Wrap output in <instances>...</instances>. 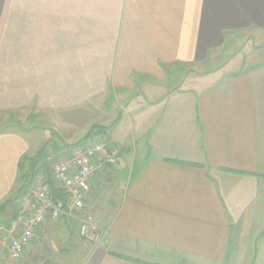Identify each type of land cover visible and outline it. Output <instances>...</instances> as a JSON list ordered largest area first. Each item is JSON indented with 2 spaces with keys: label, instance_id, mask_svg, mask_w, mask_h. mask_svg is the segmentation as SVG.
<instances>
[{
  "label": "crops",
  "instance_id": "1",
  "mask_svg": "<svg viewBox=\"0 0 264 264\" xmlns=\"http://www.w3.org/2000/svg\"><path fill=\"white\" fill-rule=\"evenodd\" d=\"M236 42L252 52L215 64ZM258 45L264 0H0V118L44 116L70 145L106 108L111 121L89 130L107 127L120 149L84 202L98 244L80 236L81 215L48 220L22 259L0 254V264H264ZM174 70L190 76L166 92ZM29 149L0 132L1 224L29 208L31 188L18 197Z\"/></svg>",
  "mask_w": 264,
  "mask_h": 264
},
{
  "label": "built area",
  "instance_id": "2",
  "mask_svg": "<svg viewBox=\"0 0 264 264\" xmlns=\"http://www.w3.org/2000/svg\"><path fill=\"white\" fill-rule=\"evenodd\" d=\"M120 149L107 139L73 147L64 157L46 158L51 170V182L66 197L55 199L51 185L42 177L26 197L27 211H21L7 224L0 223V254L11 260L22 259L25 248L35 230L46 221L81 215L79 234L85 240L98 244L102 240L99 221L92 211L83 213L89 183L99 171L118 165Z\"/></svg>",
  "mask_w": 264,
  "mask_h": 264
},
{
  "label": "rangeland",
  "instance_id": "3",
  "mask_svg": "<svg viewBox=\"0 0 264 264\" xmlns=\"http://www.w3.org/2000/svg\"><path fill=\"white\" fill-rule=\"evenodd\" d=\"M243 37L244 35L237 38L238 42L239 40L242 42ZM238 42L233 44L231 47H229L230 44L227 45L222 55L215 61V64L224 62L225 59L228 57V55L232 53H235L234 55L238 54L239 56L237 55V57L239 59L240 57H243L244 59L247 57L246 55H248L249 52H252V44L248 45L249 49L247 46L245 50L244 48L241 49L240 51H238V48L235 49V46L238 44ZM239 45L242 46L243 43H240ZM258 46H259L258 48L259 50H257L254 53L255 55L254 59L256 63L257 60L260 61L264 60V47H262L261 45ZM259 53H261L262 55H259ZM256 54H258V56H256ZM174 71L175 73L173 75H169L167 82L165 83V86H163L166 92L174 90V88L177 86V84H179V82H181L185 77L188 78L190 76L188 73H185L184 71H178V70H174ZM104 110L105 111L102 113V116H100L99 118L97 117L94 121H90V123H88V125H85V127H80L78 129L75 128L76 130H74L69 136H73L72 138H75L73 140L81 139L85 135V133L89 130L91 124L93 123L107 126V123L111 121L110 120L111 117L107 119V113H105L107 109L105 108ZM3 131H12L18 133L24 139V141L27 142L28 146L30 147L29 149L30 154H34L36 151L38 150L40 151V149H43L41 150V156L43 157L44 163L46 164L47 168H48V164H47L48 162H46V158L48 156H51L55 160L60 159L64 157L71 150L68 144H63L68 142V140L62 135V133H60V131L58 130V125H54L53 123H51L49 118H46L44 116L31 115L23 121H18L15 116H12L9 119H7V117L3 115V117L0 118V132ZM92 135L93 136L85 139L84 144L85 143L90 144L100 139H107V129L105 130L104 133L92 134ZM132 151L133 150L129 151L128 153L124 152V156L127 158L128 162L130 161L131 157H133ZM124 156L123 158H125ZM38 182L39 181L36 180L34 183H32L30 188H32L35 185H38L39 184ZM53 238H54L53 241L57 240L58 244L55 245L57 249L68 247L66 245L65 235L61 236L57 234Z\"/></svg>",
  "mask_w": 264,
  "mask_h": 264
},
{
  "label": "trees",
  "instance_id": "4",
  "mask_svg": "<svg viewBox=\"0 0 264 264\" xmlns=\"http://www.w3.org/2000/svg\"><path fill=\"white\" fill-rule=\"evenodd\" d=\"M106 129L107 127L104 126L92 127V129H90L89 132L84 137H82L81 139L77 140L76 142L68 146L72 149L75 146L83 145L86 138L93 136L92 134L104 133ZM41 150L43 149H40V151L38 150L34 154V156L30 158L25 157L19 162L20 178L23 183L20 190L21 191L20 196L18 197H22L24 196V194L28 192V189L31 186L32 181L38 175V173L42 171L44 173L43 178L51 185V192L53 194V197L55 199L65 201L66 200L65 195L60 190L54 188V186L52 185L51 175H49V173L47 172L46 164L44 163V159L41 156ZM179 163L186 165H194L192 163H183V162H179Z\"/></svg>",
  "mask_w": 264,
  "mask_h": 264
}]
</instances>
